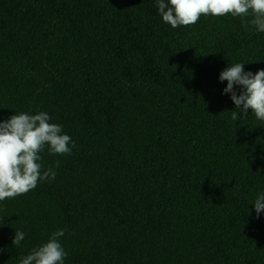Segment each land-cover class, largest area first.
<instances>
[{
	"label": "trees",
	"instance_id": "trees-1",
	"mask_svg": "<svg viewBox=\"0 0 264 264\" xmlns=\"http://www.w3.org/2000/svg\"><path fill=\"white\" fill-rule=\"evenodd\" d=\"M235 63L264 69V32L239 17L173 28L156 0H0V120L45 111L75 145L0 201L33 226L16 247L0 233V264L58 229L64 264H264V122L223 92Z\"/></svg>",
	"mask_w": 264,
	"mask_h": 264
},
{
	"label": "clouds",
	"instance_id": "clouds-1",
	"mask_svg": "<svg viewBox=\"0 0 264 264\" xmlns=\"http://www.w3.org/2000/svg\"><path fill=\"white\" fill-rule=\"evenodd\" d=\"M163 22L173 28L196 24L201 16L239 17L243 26L264 32V0H156ZM220 81H227L224 93H229L234 108L247 116L249 110L258 121L264 122V69L255 73L244 71L242 63L231 64L219 73ZM234 85L241 87L237 94ZM240 118L236 111L231 119ZM45 111L35 114L19 112L7 120H0V201L27 194L41 181L55 179L52 166L44 169L41 153L68 155L75 146L71 136L63 132V125L51 122ZM59 167V161L55 162ZM257 215L264 211V192L257 193L252 202ZM63 229L51 233L50 238L19 260V264H64L67 252L60 243ZM25 233L15 230L12 245L19 246Z\"/></svg>",
	"mask_w": 264,
	"mask_h": 264
},
{
	"label": "rangeland",
	"instance_id": "rangeland-1",
	"mask_svg": "<svg viewBox=\"0 0 264 264\" xmlns=\"http://www.w3.org/2000/svg\"><path fill=\"white\" fill-rule=\"evenodd\" d=\"M32 228L31 221L27 218L22 209L12 203L0 202V233H15V230L26 233Z\"/></svg>",
	"mask_w": 264,
	"mask_h": 264
}]
</instances>
